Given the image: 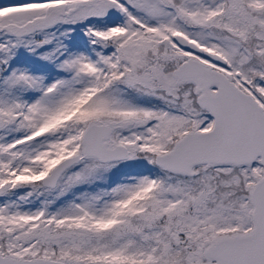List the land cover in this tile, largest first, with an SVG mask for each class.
I'll return each mask as SVG.
<instances>
[{"label":"snow or ice","instance_id":"snow-or-ice-1","mask_svg":"<svg viewBox=\"0 0 264 264\" xmlns=\"http://www.w3.org/2000/svg\"><path fill=\"white\" fill-rule=\"evenodd\" d=\"M0 264H264V0H0Z\"/></svg>","mask_w":264,"mask_h":264}]
</instances>
